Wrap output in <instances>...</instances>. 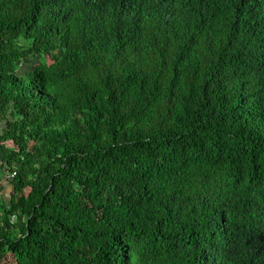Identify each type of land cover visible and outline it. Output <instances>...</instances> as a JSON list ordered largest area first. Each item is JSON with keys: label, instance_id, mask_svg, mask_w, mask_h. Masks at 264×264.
I'll use <instances>...</instances> for the list:
<instances>
[{"label": "trees", "instance_id": "trees-1", "mask_svg": "<svg viewBox=\"0 0 264 264\" xmlns=\"http://www.w3.org/2000/svg\"><path fill=\"white\" fill-rule=\"evenodd\" d=\"M0 264H264V0H0Z\"/></svg>", "mask_w": 264, "mask_h": 264}, {"label": "crops", "instance_id": "crops-1", "mask_svg": "<svg viewBox=\"0 0 264 264\" xmlns=\"http://www.w3.org/2000/svg\"><path fill=\"white\" fill-rule=\"evenodd\" d=\"M2 185V198L3 200H5L7 203H9L10 201V193H11V190H12V186L11 184L9 183V181L6 180V178L3 180V182L1 183ZM6 199H8L9 201H7Z\"/></svg>", "mask_w": 264, "mask_h": 264}, {"label": "rangeland", "instance_id": "rangeland-1", "mask_svg": "<svg viewBox=\"0 0 264 264\" xmlns=\"http://www.w3.org/2000/svg\"><path fill=\"white\" fill-rule=\"evenodd\" d=\"M40 59H41V57H38L36 59L33 58V59H31V61L29 63H24L22 65V68H21L22 71L25 72V71H27L29 69H32L37 62H40ZM47 60H48L49 64L52 63V59L49 56L47 57ZM6 200L9 201L8 199H6Z\"/></svg>", "mask_w": 264, "mask_h": 264}, {"label": "built area", "instance_id": "built-area-1", "mask_svg": "<svg viewBox=\"0 0 264 264\" xmlns=\"http://www.w3.org/2000/svg\"><path fill=\"white\" fill-rule=\"evenodd\" d=\"M15 172L11 173L9 177H14L15 176Z\"/></svg>", "mask_w": 264, "mask_h": 264}]
</instances>
